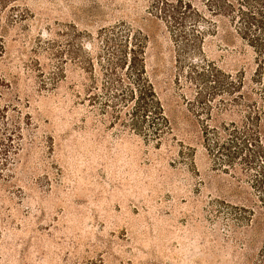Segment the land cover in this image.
I'll list each match as a JSON object with an SVG mask.
<instances>
[{"label":"rangeland","instance_id":"rangeland-1","mask_svg":"<svg viewBox=\"0 0 264 264\" xmlns=\"http://www.w3.org/2000/svg\"><path fill=\"white\" fill-rule=\"evenodd\" d=\"M151 1L12 0L0 11V109L23 131L13 162L0 163V264H252L264 215L237 232L213 218L214 199L245 203V187L204 146L189 67L206 58L249 83L254 51L209 15L202 51L186 53L150 19ZM121 20L151 34L147 71L172 126L160 143L94 106L82 58L68 53L78 31L95 55L100 29Z\"/></svg>","mask_w":264,"mask_h":264},{"label":"trees","instance_id":"trees-1","mask_svg":"<svg viewBox=\"0 0 264 264\" xmlns=\"http://www.w3.org/2000/svg\"><path fill=\"white\" fill-rule=\"evenodd\" d=\"M11 1L0 0V11ZM148 14L152 21L169 28L186 53L202 51L207 33L217 24L209 15L227 18L254 51L255 68L249 83L243 72H226L206 58H194L189 67L198 109L205 120L204 146L214 165L245 187V203L221 198L213 201V218L223 221L228 231L237 232L253 220L256 210L264 215V0H152ZM16 17L24 18L12 12L9 21ZM78 35L81 32L76 31L68 39V53L82 58L90 81L89 101L113 121L160 143L172 126L147 71L151 34L128 21H118L100 29L95 55L77 43ZM222 114L233 118L220 120ZM21 121V116L11 114L7 107L0 109V163L4 166L11 164L22 148ZM88 264L105 263L100 259ZM252 264H264V240Z\"/></svg>","mask_w":264,"mask_h":264}]
</instances>
